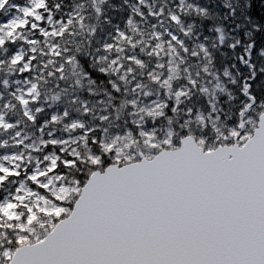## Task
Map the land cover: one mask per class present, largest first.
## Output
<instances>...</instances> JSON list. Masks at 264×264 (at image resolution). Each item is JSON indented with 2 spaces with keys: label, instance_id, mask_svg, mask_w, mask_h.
I'll use <instances>...</instances> for the list:
<instances>
[{
  "label": "snow or ice",
  "instance_id": "obj_1",
  "mask_svg": "<svg viewBox=\"0 0 264 264\" xmlns=\"http://www.w3.org/2000/svg\"><path fill=\"white\" fill-rule=\"evenodd\" d=\"M0 264H264V0H0Z\"/></svg>",
  "mask_w": 264,
  "mask_h": 264
}]
</instances>
